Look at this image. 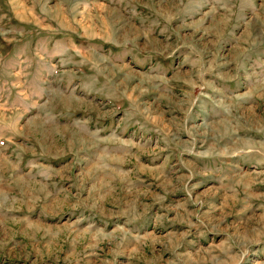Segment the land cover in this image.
I'll list each match as a JSON object with an SVG mask.
<instances>
[{
  "label": "rangeland",
  "instance_id": "rangeland-1",
  "mask_svg": "<svg viewBox=\"0 0 264 264\" xmlns=\"http://www.w3.org/2000/svg\"><path fill=\"white\" fill-rule=\"evenodd\" d=\"M0 264H264V0H0Z\"/></svg>",
  "mask_w": 264,
  "mask_h": 264
}]
</instances>
